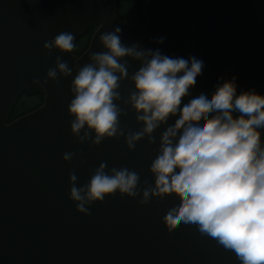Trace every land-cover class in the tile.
Segmentation results:
<instances>
[{
	"label": "water",
	"instance_id": "1",
	"mask_svg": "<svg viewBox=\"0 0 264 264\" xmlns=\"http://www.w3.org/2000/svg\"><path fill=\"white\" fill-rule=\"evenodd\" d=\"M119 1L0 0V264H240L234 252L202 236L196 226L170 230L163 223L180 199L175 194L142 207L116 193L93 204L90 216L78 213L70 199L73 172L77 187H83L105 163L109 172L127 167L139 174L141 187L154 186L150 167L165 128L154 134L155 145L145 140L134 152L123 138L106 139L99 147L82 145L71 132L68 107L72 79L92 53L105 51L99 37L116 27L127 45L204 61L181 107L206 87L215 91L233 77L238 95L253 89L264 95V0H143L142 25L119 20ZM95 27L81 56L58 50L49 55L44 48L61 32L73 33L76 45ZM161 37L163 44L156 42ZM58 56L73 77L58 75V82L44 85ZM127 63L131 76L140 65ZM37 79L40 85L33 84ZM133 90L124 82L122 98ZM37 94L44 96L43 105L9 123L22 96ZM125 110L121 127L139 131L135 113ZM70 152L76 157L66 163L63 156Z\"/></svg>",
	"mask_w": 264,
	"mask_h": 264
},
{
	"label": "clouds",
	"instance_id": "2",
	"mask_svg": "<svg viewBox=\"0 0 264 264\" xmlns=\"http://www.w3.org/2000/svg\"><path fill=\"white\" fill-rule=\"evenodd\" d=\"M99 40L105 51L92 53L90 62L72 79L68 111L73 136L80 144L94 147L106 139L123 138L134 152L142 141L155 145L154 134L162 127L165 130L150 167L154 186L141 187L139 174L127 167L109 172L105 163L91 172L83 187H77L73 172L70 199L77 212L90 216L93 204L116 193L138 200L142 207L175 194L180 199L163 217L170 230L178 224L196 226L202 236L234 252L240 264H264V95L254 89L238 95L233 77L215 91L206 87L181 107L202 74L203 60L127 45L120 27L104 32ZM74 41L73 33L61 32L44 48L49 55L56 50L71 53ZM156 42L163 44L164 38ZM127 61L140 65L131 76ZM58 75L73 77L59 56L43 84L58 82ZM124 82L134 86L127 98L120 91ZM129 107L141 125L139 131L121 127ZM75 157L70 152L63 159L71 163Z\"/></svg>",
	"mask_w": 264,
	"mask_h": 264
},
{
	"label": "trees",
	"instance_id": "3",
	"mask_svg": "<svg viewBox=\"0 0 264 264\" xmlns=\"http://www.w3.org/2000/svg\"><path fill=\"white\" fill-rule=\"evenodd\" d=\"M121 3V2H120ZM140 4V2H139ZM122 5V4H121ZM118 15L121 21H131V20H139L140 22L142 21L141 19V6L139 8L140 13L138 16L134 15H126L121 11V6L118 5ZM126 19V20H125ZM95 28L92 29L87 35H85L83 38H81L77 44L76 47L74 48L73 52L76 55H81L84 51L87 50L90 44V40L95 32ZM44 103V96L42 94H37L34 96H29V95H24L22 98L16 103V105L13 107V110L10 114L9 121L13 122L17 120L20 117H23L39 107H41Z\"/></svg>",
	"mask_w": 264,
	"mask_h": 264
},
{
	"label": "rangeland",
	"instance_id": "4",
	"mask_svg": "<svg viewBox=\"0 0 264 264\" xmlns=\"http://www.w3.org/2000/svg\"><path fill=\"white\" fill-rule=\"evenodd\" d=\"M140 0H127L121 6V11L126 15L138 16L140 13Z\"/></svg>",
	"mask_w": 264,
	"mask_h": 264
},
{
	"label": "flooded vegetation",
	"instance_id": "5",
	"mask_svg": "<svg viewBox=\"0 0 264 264\" xmlns=\"http://www.w3.org/2000/svg\"><path fill=\"white\" fill-rule=\"evenodd\" d=\"M124 1H127V0H120L119 3H118V5L123 4ZM120 2H121V3H120ZM142 3H143V0H140V5H142ZM141 7H142V6H141ZM118 8H119V7L117 6V16H118V18H119V15H118ZM142 13H143V12H142V8H141V19H142L141 22H140L139 20H131V21H128V20H126V19H125L126 21H122V22H130V23L136 22V23H138L139 25H142V24H144L145 21H146V20L143 18ZM119 20H120V18H119ZM120 21H121V20H120ZM96 30H97V29H96ZM96 30H95V31H96ZM90 31H91V30H90ZM90 31H89V32H90ZM89 32H88V33H89ZM88 33H87V34H88ZM87 34H86V35H87ZM94 34H95V32H94ZM94 34H93V35H94ZM92 37H93V36H92ZM91 39H92V38H91ZM90 41H91V40H90ZM84 52H85V51H84ZM84 52H83V53H84ZM73 53H74V52H73ZM83 53H82V54H83ZM82 54H81V55H82ZM75 55H76V54H75ZM81 55H77V56H81Z\"/></svg>",
	"mask_w": 264,
	"mask_h": 264
}]
</instances>
